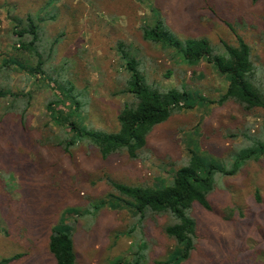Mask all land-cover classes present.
Here are the masks:
<instances>
[{
  "label": "rangeland",
  "instance_id": "374dc122",
  "mask_svg": "<svg viewBox=\"0 0 264 264\" xmlns=\"http://www.w3.org/2000/svg\"><path fill=\"white\" fill-rule=\"evenodd\" d=\"M6 5L17 16L44 18L46 39L61 35L51 68L77 89L85 88L86 125L116 130L123 101L110 96L118 86L117 41L136 47L161 89L185 88L189 101L199 96L205 101L155 126L138 158H102L90 145L67 153L50 141L57 132L46 125L44 115L50 94L37 87L24 127L14 114L0 119V260L20 254L7 264H55L48 238L60 225L73 234L77 264L128 258L140 239L147 246L143 264L163 259L175 263L169 256L174 241L163 232L165 215L149 214L126 235L136 223L131 213L109 204L96 212L93 206L112 191L108 178L127 185L152 184L183 165L192 149L206 169L215 168L213 189L207 197L210 210L192 205L195 248L177 264H264V156L241 159L256 151L242 133L261 131L264 109L247 112L232 101L212 104L224 92L226 80L203 62L194 67L171 63L159 46L143 39L141 30L152 21L153 8L181 40L204 37L216 46L220 40L236 44L240 37L251 46L253 62L264 68V0H0V59L10 50ZM15 77L16 85L24 86ZM234 167V175L221 173ZM67 210L72 211L69 220H60Z\"/></svg>",
  "mask_w": 264,
  "mask_h": 264
},
{
  "label": "trees",
  "instance_id": "16d2710c",
  "mask_svg": "<svg viewBox=\"0 0 264 264\" xmlns=\"http://www.w3.org/2000/svg\"><path fill=\"white\" fill-rule=\"evenodd\" d=\"M256 2L257 0H252ZM6 31V43L9 51L0 59V119L14 114L24 127L28 110L33 106L36 88L48 91L50 96L44 104V115L48 118L49 128L56 129L52 141L64 152H70L80 144L92 146L102 158L112 154L127 155L136 159L146 144L152 129L165 122L170 116L193 109L196 102L205 101L201 96L195 102L185 88L170 87L161 89L148 72L146 61L132 44L117 41L113 46L116 66L115 90L111 97L123 101L116 115L117 127L108 132L85 124L89 98L85 88L77 89L72 81L59 77V72L51 68L55 55V44L60 36L46 39L43 36L44 18L27 14L24 17L11 13ZM152 21L141 28L143 39L159 46L175 65L194 67L201 62L209 64L215 72L224 78L227 86L224 92L212 104L221 106L227 101L240 105L245 111L264 109V68L252 60V48L240 37L236 44L223 40L213 46L204 38L181 40L164 23L158 11L151 9ZM167 71L164 78L168 79ZM15 75L20 76L24 86L16 85ZM59 75V76H58ZM88 87V83L86 86ZM236 137V135H229ZM251 140L256 149L250 150L241 159L250 160L256 153L264 156V124L258 134L247 130L242 133ZM187 161L174 169L170 176L157 178L152 184L127 185L110 178L106 180L112 188L104 198L94 204L98 211L104 206L126 210L132 214L136 223L131 224L126 235L134 232L135 225L141 226L149 214L165 215L168 222L163 227L164 234L174 241L171 258L157 264H177L187 260L194 250L196 224L191 216L193 204L210 210L207 200L213 189L212 170L198 154L190 149ZM240 159V158H238ZM237 167L230 171H221L224 175H234ZM109 204V205H108ZM71 210L65 211L60 220H69ZM60 226V225H59ZM54 226L48 238V250L55 264H77L73 249V234L65 228ZM130 257H115L109 264H143L147 246L144 241L134 242L130 247ZM17 254L9 259L0 260L7 264L20 258Z\"/></svg>",
  "mask_w": 264,
  "mask_h": 264
}]
</instances>
